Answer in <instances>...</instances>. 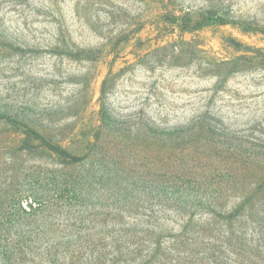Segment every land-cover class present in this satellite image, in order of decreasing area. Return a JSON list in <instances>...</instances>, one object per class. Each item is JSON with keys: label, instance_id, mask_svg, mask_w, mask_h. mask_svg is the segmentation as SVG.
<instances>
[{"label": "rangeland", "instance_id": "1", "mask_svg": "<svg viewBox=\"0 0 264 264\" xmlns=\"http://www.w3.org/2000/svg\"><path fill=\"white\" fill-rule=\"evenodd\" d=\"M0 264H264V0H0Z\"/></svg>", "mask_w": 264, "mask_h": 264}]
</instances>
